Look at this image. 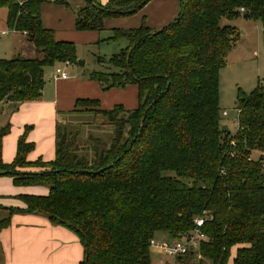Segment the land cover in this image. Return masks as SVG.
Instances as JSON below:
<instances>
[{
	"label": "trees",
	"instance_id": "trees-1",
	"mask_svg": "<svg viewBox=\"0 0 264 264\" xmlns=\"http://www.w3.org/2000/svg\"><path fill=\"white\" fill-rule=\"evenodd\" d=\"M150 1L108 0L103 8L82 0L74 28L100 32L106 21L133 16ZM46 3L68 5L0 0L8 30L24 34L37 56L0 60V104L38 101L44 69L77 61L73 44L43 26ZM179 3L177 18L161 30L150 29L145 18L137 28L112 29L109 39L126 46L109 59L108 72L89 74L103 90L135 85V109L101 110L95 100L77 99L69 112L101 117L112 129L108 142L89 135V149H79L80 129L62 132L57 122L54 160L30 163L34 145L26 127L5 164L2 139L10 126L0 128V176L48 189L46 196H19L25 209L0 206L6 214L0 231L13 214H42L77 234L86 264H151V240L162 234L174 240L200 218L204 240L178 264H264V162L251 158L263 150L264 85L247 95L238 91L234 135L221 131L219 108V73L239 37L220 20L260 22L264 42V0ZM29 167L43 170L22 171Z\"/></svg>",
	"mask_w": 264,
	"mask_h": 264
},
{
	"label": "rangeland",
	"instance_id": "rangeland-1",
	"mask_svg": "<svg viewBox=\"0 0 264 264\" xmlns=\"http://www.w3.org/2000/svg\"><path fill=\"white\" fill-rule=\"evenodd\" d=\"M49 1L53 2L54 0ZM59 1L67 2L68 5L46 3L42 6L43 25L53 28L52 30H55L58 38L61 37V35H70L62 33L71 30L72 27L74 28L73 22L75 20V13L83 3L82 0ZM95 1L103 8L108 4V0ZM172 4H174L176 8V16L173 19L168 18L165 21L159 20L156 16L159 13L157 12L158 7L154 6L156 4H153L149 6L151 8L153 7L152 11L155 16L150 14L152 21L146 18L144 12L137 13L126 18L108 20L111 25L105 26L102 31L98 32L99 37L97 40L91 41L89 38L90 34L78 32L75 28L73 40H63V38L56 39L57 41L70 42L73 44L77 61L75 64L71 65H66L64 62L47 66L44 69L46 83L50 78L55 81L52 76L56 69H61L66 73L67 79H71L75 76V73H77L74 78L78 82L86 80L95 84L93 88L80 86L81 88L77 90L80 95L76 96V98L95 100L99 103V108L101 110H110L114 105H121L124 110H129V107L135 109L138 104L137 88L135 85H129L125 88L103 90L98 82L90 80L89 74L97 71L108 72L110 70L108 65L109 59L126 46V41L123 39L118 41L109 39L112 36V29H134L139 27L142 23V19L145 18L146 25L150 29L153 31L161 30L164 26L174 21L179 14V0H170V3L165 5V9L171 10ZM5 10H0V60L14 58L15 55L18 54V51H20L19 36L11 37V34L8 32L9 30H7V10ZM165 23L166 25L158 27L160 24ZM131 24H136L137 26L129 27ZM219 24L221 27H234L239 32L237 41L226 57L225 67L219 73L220 122L222 126L228 128L231 135H234L237 129L236 96L238 91L247 95L264 84V42L261 34V24L258 21L255 22L243 18L234 20L222 18ZM59 33H61V35ZM56 35L55 38H57ZM25 55L26 53L23 50V55L20 57L26 58ZM30 58H37V56L33 55V57H28V59ZM98 59L103 60L104 64L99 65ZM80 64H83L84 67H81ZM69 112L70 111L61 110L58 114V122L62 132L65 130L70 132L75 128L80 129V135L77 140L79 149L83 147H85V151L89 149V145L86 144L89 135L103 138L107 142L110 140L112 129L108 125H102L103 120L101 117L94 116L92 113L70 114ZM223 112H226L228 116H223ZM251 158L254 161L262 158L264 162V143L263 150L252 151ZM5 216V213L0 214V218ZM166 242L169 243L170 241ZM157 251L159 252V250ZM150 253L152 254L151 262L156 264V250L150 249ZM166 259L168 260L169 258L163 256L161 263L159 261L158 263L165 264Z\"/></svg>",
	"mask_w": 264,
	"mask_h": 264
},
{
	"label": "crops",
	"instance_id": "crops-1",
	"mask_svg": "<svg viewBox=\"0 0 264 264\" xmlns=\"http://www.w3.org/2000/svg\"><path fill=\"white\" fill-rule=\"evenodd\" d=\"M167 3H170V0H151L139 13L144 12L146 18L152 21L150 14H153V7L149 6L156 4L154 6L158 7L157 12L159 13L156 16L159 20L173 19L176 16V8L172 4L171 10L165 9ZM109 22L106 21L104 27L111 25ZM166 23L160 24L158 27H162ZM43 26L46 29H53L45 25ZM135 26L137 25L131 24L129 27ZM8 32L11 34V37L19 36L20 38V51H18V54L14 58L23 55V50L26 53V58L35 55L33 46L26 41L24 34ZM53 32L56 35L55 30ZM73 33L75 31L72 27L71 30L62 33L65 35L70 34L69 36H62L59 33L61 37L58 38L56 35V39L73 40ZM83 33L90 34L89 38L91 41L97 40L99 37L98 32L90 31ZM80 66L84 67L83 64ZM76 75L77 73H75ZM74 77L55 81L50 78L47 83L44 78V88L38 101L25 102L19 105L12 103L0 104V128L7 124L10 126V132L2 139L3 163L9 164L13 161L17 141L26 127H30L26 140L34 145L33 150L27 155V161L33 163L38 159L42 162L54 160L55 130L58 114L61 110L71 111L73 109L74 103L78 99L76 96L80 95L77 91L81 88L80 86L93 88L95 84L86 80L78 82ZM132 109V107H129V110ZM42 170V168L37 167L22 169L24 172H39ZM47 194L48 189L45 187L15 186L12 178L0 176V206L4 208L25 209L26 206L18 199L19 196H46ZM154 239L164 242L170 241L168 236L164 234L158 235ZM150 249L156 250V264H159L158 261L161 263L163 254L153 247H150ZM234 251H232V255H234ZM83 261L84 248L77 234L64 226L52 223L48 217L42 214H13L10 217L9 226L0 231V264H81ZM151 264L153 263L151 262Z\"/></svg>",
	"mask_w": 264,
	"mask_h": 264
},
{
	"label": "built area",
	"instance_id": "built-area-1",
	"mask_svg": "<svg viewBox=\"0 0 264 264\" xmlns=\"http://www.w3.org/2000/svg\"><path fill=\"white\" fill-rule=\"evenodd\" d=\"M240 12H244L241 8ZM68 65L67 62H65ZM52 78L54 80L67 79L66 73H64L61 69H56ZM223 116H226L227 113L223 112ZM203 219H196L194 221V228L186 233L179 235L174 240H171L169 243L164 241H157L155 239L150 241V247H153L159 250L163 256L169 258L165 264H178V258L186 256L188 253L196 250L200 243L204 240V235L201 232V227L203 225ZM171 260V263H170Z\"/></svg>",
	"mask_w": 264,
	"mask_h": 264
},
{
	"label": "water",
	"instance_id": "water-1",
	"mask_svg": "<svg viewBox=\"0 0 264 264\" xmlns=\"http://www.w3.org/2000/svg\"><path fill=\"white\" fill-rule=\"evenodd\" d=\"M80 65H82V64H80ZM264 85V84H263ZM221 131H223V132H229V130H228V128L226 127V126H222L221 127ZM86 258L84 259V264H86Z\"/></svg>",
	"mask_w": 264,
	"mask_h": 264
}]
</instances>
